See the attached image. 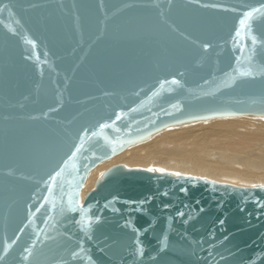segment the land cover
I'll return each mask as SVG.
<instances>
[{
  "label": "water",
  "instance_id": "1",
  "mask_svg": "<svg viewBox=\"0 0 264 264\" xmlns=\"http://www.w3.org/2000/svg\"><path fill=\"white\" fill-rule=\"evenodd\" d=\"M261 5L0 0V264H264V185L116 164L82 198L97 165L160 131L264 117V75L233 72ZM250 23L256 68L264 15Z\"/></svg>",
  "mask_w": 264,
  "mask_h": 264
},
{
  "label": "bare ground",
  "instance_id": "2",
  "mask_svg": "<svg viewBox=\"0 0 264 264\" xmlns=\"http://www.w3.org/2000/svg\"><path fill=\"white\" fill-rule=\"evenodd\" d=\"M116 164L237 186L264 185V117H214L160 131L97 165L89 173L82 198Z\"/></svg>",
  "mask_w": 264,
  "mask_h": 264
},
{
  "label": "snow or ice",
  "instance_id": "3",
  "mask_svg": "<svg viewBox=\"0 0 264 264\" xmlns=\"http://www.w3.org/2000/svg\"><path fill=\"white\" fill-rule=\"evenodd\" d=\"M6 8H7V6H5L3 8H0V12L5 11ZM9 15H11V12H9ZM254 15H264V5H261L259 8H253L250 11L245 12L243 14V18L239 20V26L240 27L235 32V36L236 37H241L242 36V30L247 28L248 34L251 36V45H252V47L249 49V55L247 57L248 67L244 68V69L239 68V67L233 69V72L237 73L240 76H254L256 74V72H259L260 74L264 75V65L257 66L256 68L252 67V55L254 54V50H255V47H256V44H257V37L255 35H251L252 25H251L250 21L253 19ZM17 23H18V21H17ZM10 30L13 33L17 34V35L19 34V33H16V29L15 28H11ZM25 40H26L27 43L32 44L33 46H35V41L34 40H32V39H30L28 37H25ZM208 47H209V45H207V44L204 45V48H208ZM236 63L239 66L240 65V60L238 59ZM233 79H235V77H233ZM172 83L173 84H178L179 81L173 79ZM117 119H119V117H117ZM107 127H109V125H107V124H100L99 125L100 130H103L104 128H107ZM91 135L92 136H96V135H98V133L97 132H92ZM86 136H88V131L84 130V133H83V135L80 138V144L78 146H76L75 151L72 153L71 156H69L68 160H66L64 162V167L60 168L59 171L55 172L54 175L49 177V180L52 182L53 185H55L57 177H62L64 175V173L68 169L69 165L72 164V161H74L76 154L81 151V149L83 148V145H84V137H86ZM72 167L74 169L75 165L72 164ZM262 187H264V186H262ZM51 194H52L51 193V189H49V195L51 196ZM53 207H55L54 203H53ZM179 215H183V213H179ZM88 224H89V227H90V225H91V221L90 220H89Z\"/></svg>",
  "mask_w": 264,
  "mask_h": 264
}]
</instances>
